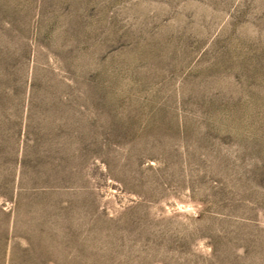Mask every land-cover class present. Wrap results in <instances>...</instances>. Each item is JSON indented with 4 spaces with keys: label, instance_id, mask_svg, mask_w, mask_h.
Masks as SVG:
<instances>
[{
    "label": "rangeland",
    "instance_id": "374dc122",
    "mask_svg": "<svg viewBox=\"0 0 264 264\" xmlns=\"http://www.w3.org/2000/svg\"><path fill=\"white\" fill-rule=\"evenodd\" d=\"M0 264H264V0H0Z\"/></svg>",
    "mask_w": 264,
    "mask_h": 264
}]
</instances>
